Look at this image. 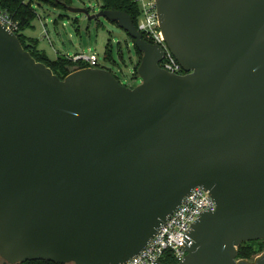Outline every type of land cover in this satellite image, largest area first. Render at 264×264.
<instances>
[{"label":"water","instance_id":"1","mask_svg":"<svg viewBox=\"0 0 264 264\" xmlns=\"http://www.w3.org/2000/svg\"><path fill=\"white\" fill-rule=\"evenodd\" d=\"M165 51L118 10L141 83L107 68L64 79L0 22V257L3 264H124L193 188L208 190L178 264L238 259L264 239V0H157Z\"/></svg>","mask_w":264,"mask_h":264},{"label":"rangeland","instance_id":"2","mask_svg":"<svg viewBox=\"0 0 264 264\" xmlns=\"http://www.w3.org/2000/svg\"><path fill=\"white\" fill-rule=\"evenodd\" d=\"M101 1L71 0L72 6L87 7L92 13L101 10ZM36 12L33 27L26 29L25 35L38 39L39 49L46 51L50 58H55L58 52L69 56L96 53L102 65L112 71L121 83L130 87L141 83V79L134 74V67L138 62L141 63V59L138 60L136 48L128 33L116 23L104 17L89 19L82 13L47 6H36ZM59 14H66V17L59 19L56 24L54 19ZM109 44L115 63L105 60ZM259 255L250 261H254Z\"/></svg>","mask_w":264,"mask_h":264},{"label":"built area","instance_id":"3","mask_svg":"<svg viewBox=\"0 0 264 264\" xmlns=\"http://www.w3.org/2000/svg\"><path fill=\"white\" fill-rule=\"evenodd\" d=\"M133 1L140 9L138 30L142 33L144 39L159 45L165 51L163 60L159 65L172 73H183L182 65L170 50L163 35L157 0ZM0 22L17 34L19 23L8 12L0 10ZM68 57L72 58L73 61L88 63L87 67L105 68L96 53H81L73 56L68 55ZM204 209L215 211L216 203L208 190L205 191L201 189V186H196L160 226L145 248L124 264H160L168 255L179 263L187 255V251L181 247L184 243L185 230L189 229Z\"/></svg>","mask_w":264,"mask_h":264},{"label":"trees","instance_id":"4","mask_svg":"<svg viewBox=\"0 0 264 264\" xmlns=\"http://www.w3.org/2000/svg\"><path fill=\"white\" fill-rule=\"evenodd\" d=\"M66 5L72 6L71 0H0V10L8 12L14 20L19 23V30L17 35L24 46V48L31 53V55L39 62L45 63L50 67L53 72L61 79H64L67 75L87 67L89 64L84 61H73L72 58L63 53H57L55 58H50L46 51L40 50L38 47L39 40L30 38L25 35V30L33 27V22L37 17L36 6H47L53 9H61L68 11ZM101 9L118 10L129 14L133 20L134 25H138V19L140 16L139 6L133 0H102ZM69 12V11H68ZM66 17V14H59L54 23H58L59 19ZM76 21V20H75ZM115 23V22H114ZM117 24V23H116ZM130 37V36H129ZM131 38V37H130ZM134 42V39L131 38ZM137 51L138 60L142 57V52L135 46ZM105 60L108 62H114L111 44L108 45L105 51ZM138 62L134 67L135 77L139 78ZM114 74V73H113ZM115 75V74H114ZM116 76V75H115ZM118 78V77H117ZM264 252V239L247 241L240 244L238 247V259L253 260L254 256H257ZM0 264H3V260L0 258ZM17 264H61L48 260H30L25 263ZM74 264V263H68ZM160 264H178V262L172 259L171 256H166Z\"/></svg>","mask_w":264,"mask_h":264},{"label":"flooded vegetation","instance_id":"5","mask_svg":"<svg viewBox=\"0 0 264 264\" xmlns=\"http://www.w3.org/2000/svg\"><path fill=\"white\" fill-rule=\"evenodd\" d=\"M183 73H184V71H183Z\"/></svg>","mask_w":264,"mask_h":264}]
</instances>
